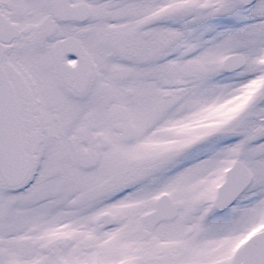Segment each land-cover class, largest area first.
Returning a JSON list of instances; mask_svg holds the SVG:
<instances>
[{
  "label": "snow or ice",
  "instance_id": "snow-or-ice-1",
  "mask_svg": "<svg viewBox=\"0 0 264 264\" xmlns=\"http://www.w3.org/2000/svg\"><path fill=\"white\" fill-rule=\"evenodd\" d=\"M0 264H264V0H0Z\"/></svg>",
  "mask_w": 264,
  "mask_h": 264
}]
</instances>
